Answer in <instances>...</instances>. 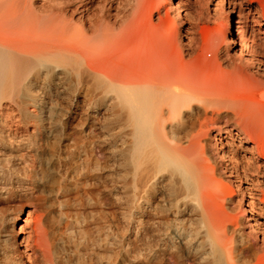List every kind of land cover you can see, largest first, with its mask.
<instances>
[{
	"label": "bare ground",
	"instance_id": "bare-ground-1",
	"mask_svg": "<svg viewBox=\"0 0 264 264\" xmlns=\"http://www.w3.org/2000/svg\"><path fill=\"white\" fill-rule=\"evenodd\" d=\"M255 2L221 34L204 0H0V264H72L59 221L73 128L95 166L114 140L121 217L149 237L133 264H264Z\"/></svg>",
	"mask_w": 264,
	"mask_h": 264
},
{
	"label": "rangeland",
	"instance_id": "rangeland-1",
	"mask_svg": "<svg viewBox=\"0 0 264 264\" xmlns=\"http://www.w3.org/2000/svg\"><path fill=\"white\" fill-rule=\"evenodd\" d=\"M204 1L206 11L216 17L207 25L210 33L221 31L223 34L225 17L232 8L236 7L237 10L245 12L248 3L256 5L257 0H247L250 2H243L240 8L228 3L229 0ZM190 23L191 20L187 19L183 25ZM248 25L252 26L253 23L249 22ZM199 31L201 32L200 29ZM206 60L212 62L214 57L207 53ZM101 123L108 125L109 121L101 120ZM81 141L82 137L77 129H71L69 140L61 145L60 152L61 174L66 186L63 195L66 201L61 206L64 214L59 226L65 235L71 238L72 264H113L116 259L117 264H133L137 257L142 260L147 254L149 237H135L134 233L126 228L121 217L117 200L119 171L114 140L108 136L104 138L98 166L94 165L92 157L87 158L81 152ZM79 151L80 154L77 155ZM25 215L26 212L22 217ZM191 226L199 231L196 222H192ZM201 239V234L197 233L195 240Z\"/></svg>",
	"mask_w": 264,
	"mask_h": 264
}]
</instances>
